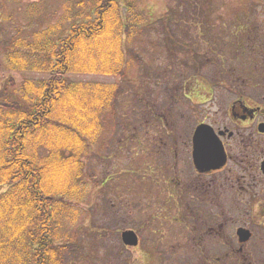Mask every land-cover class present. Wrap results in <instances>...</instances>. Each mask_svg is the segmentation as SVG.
I'll use <instances>...</instances> for the list:
<instances>
[{
    "label": "rangeland",
    "instance_id": "rangeland-1",
    "mask_svg": "<svg viewBox=\"0 0 264 264\" xmlns=\"http://www.w3.org/2000/svg\"><path fill=\"white\" fill-rule=\"evenodd\" d=\"M42 1L50 14L32 24L27 13ZM67 1L0 0V103L8 80L23 81L5 64L11 36L56 23ZM141 10L146 24L124 43L125 76L71 75L119 82L122 93L84 158L87 200L70 225L78 233L67 264H264V114L235 115L243 103L264 107V56L253 47L264 40V0H141ZM162 18L196 49L198 66L176 50ZM127 51L139 60L129 65ZM202 123L234 132L223 138L224 168H195L192 138ZM240 227L252 231L246 244ZM128 230L138 245L123 242Z\"/></svg>",
    "mask_w": 264,
    "mask_h": 264
},
{
    "label": "trees",
    "instance_id": "trees-1",
    "mask_svg": "<svg viewBox=\"0 0 264 264\" xmlns=\"http://www.w3.org/2000/svg\"><path fill=\"white\" fill-rule=\"evenodd\" d=\"M42 2L27 13L32 24L50 14ZM140 3L68 0L56 23L25 39L18 32L11 36L5 64L23 81L20 86L8 80L0 103V264H67L78 233L70 225L87 200L84 158L122 93L119 82L71 75L125 76L124 43L146 24L148 10L140 11ZM162 19L168 29L169 21ZM167 31L176 50L190 54L198 66L196 49ZM256 41L261 59L264 40ZM127 52L129 65L139 60Z\"/></svg>",
    "mask_w": 264,
    "mask_h": 264
},
{
    "label": "water",
    "instance_id": "water-1",
    "mask_svg": "<svg viewBox=\"0 0 264 264\" xmlns=\"http://www.w3.org/2000/svg\"><path fill=\"white\" fill-rule=\"evenodd\" d=\"M259 129L264 132V124H260ZM224 133L223 131L220 132L221 135ZM193 146L195 164L202 171L220 168L227 162V154L222 140L214 128L207 124H202L196 129L193 137ZM261 168L264 172V161ZM238 233L240 240L243 242L247 241L251 236L250 231L243 228L239 229ZM123 240L127 245L138 244V236L134 231L124 232Z\"/></svg>",
    "mask_w": 264,
    "mask_h": 264
},
{
    "label": "flooded vegetation",
    "instance_id": "flooded-vegetation-1",
    "mask_svg": "<svg viewBox=\"0 0 264 264\" xmlns=\"http://www.w3.org/2000/svg\"><path fill=\"white\" fill-rule=\"evenodd\" d=\"M263 110H264V107L263 106H261V105H254V104H248V103H243V104H241V106H240V111H239V113H236L235 115H239L240 114V116L242 117V119L244 120V121H255V119L257 118V117H260L261 115H262V113L264 114V112H263ZM224 129H228L227 127H225ZM227 136V134L226 135H224L223 136V138L224 137H226ZM234 136V135H233ZM233 136H230L229 135V137H233ZM261 136H263V134H261ZM226 146V145H225ZM227 149V148H226ZM228 152V151H227ZM240 228H245V229H248L249 231H250V233H251V236H250V238L247 240V241H245V242H240V243H242V244H246V243H248L251 239H252V236H253V234H252V231L249 229V228H246V227H240ZM237 235H238V230H237ZM242 249V248H241Z\"/></svg>",
    "mask_w": 264,
    "mask_h": 264
}]
</instances>
